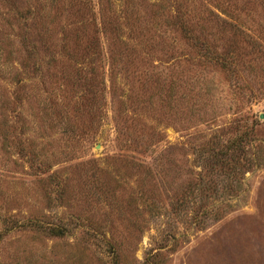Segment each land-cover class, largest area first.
I'll return each mask as SVG.
<instances>
[{"label": "rangeland", "instance_id": "obj_1", "mask_svg": "<svg viewBox=\"0 0 264 264\" xmlns=\"http://www.w3.org/2000/svg\"><path fill=\"white\" fill-rule=\"evenodd\" d=\"M0 264H264V0H0Z\"/></svg>", "mask_w": 264, "mask_h": 264}]
</instances>
